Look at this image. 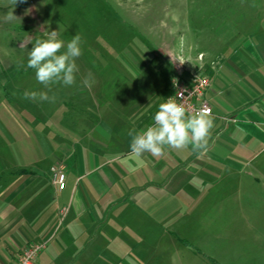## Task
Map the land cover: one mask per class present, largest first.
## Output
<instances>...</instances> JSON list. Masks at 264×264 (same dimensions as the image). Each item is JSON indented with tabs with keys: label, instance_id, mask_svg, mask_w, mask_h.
Listing matches in <instances>:
<instances>
[{
	"label": "crops",
	"instance_id": "crops-1",
	"mask_svg": "<svg viewBox=\"0 0 264 264\" xmlns=\"http://www.w3.org/2000/svg\"><path fill=\"white\" fill-rule=\"evenodd\" d=\"M233 9V21L214 34L218 50L197 53L204 55L214 118L206 150L131 154L127 132L153 124L166 81L154 91L125 89L117 111L96 101V85L75 84L63 100L69 113L60 118L54 147L24 148L21 162L0 177V264H16L33 245H44L35 264H140L133 251L173 228L179 212L197 211L207 198L218 203L231 195L223 193L227 183L247 194L262 180L264 5ZM57 166L65 173L60 192L51 179Z\"/></svg>",
	"mask_w": 264,
	"mask_h": 264
},
{
	"label": "rangeland",
	"instance_id": "rangeland-1",
	"mask_svg": "<svg viewBox=\"0 0 264 264\" xmlns=\"http://www.w3.org/2000/svg\"><path fill=\"white\" fill-rule=\"evenodd\" d=\"M244 5H264V0H26L14 7L11 0H0V177L21 162L24 148L52 149L60 118L69 113L63 100L75 85L55 84L49 91L33 69L25 71L28 51L36 38H44L43 31H58L65 45L81 36L76 85L91 73L96 101L103 99L117 111L133 85L163 88L169 54L182 51L189 57L188 46H197L189 57L195 60L199 50H218L216 30L233 21L235 6ZM11 10L17 18L6 22ZM25 90L48 91L57 100H24ZM261 174L260 182L251 180L247 194L225 180L223 193L231 195H222L218 203L204 199L197 211L179 212L173 228L149 235L151 241L133 254L140 264H264Z\"/></svg>",
	"mask_w": 264,
	"mask_h": 264
},
{
	"label": "clouds",
	"instance_id": "clouds-1",
	"mask_svg": "<svg viewBox=\"0 0 264 264\" xmlns=\"http://www.w3.org/2000/svg\"><path fill=\"white\" fill-rule=\"evenodd\" d=\"M11 2L14 7L18 2L24 3L26 0H11ZM16 18L13 10L4 16L6 22ZM43 32L44 38H36L31 50L28 51L25 71L33 69L37 82L49 91L55 84L62 83L67 87L75 85L77 83L76 73L79 71L76 60L82 55L81 36L76 34L65 45L58 31ZM62 49L65 50L62 52ZM93 83L94 77L91 73L80 80V85L83 87L90 88ZM22 98L32 102L47 103H55L57 100V96L49 95L48 91L31 90H25ZM213 127L214 118L210 110L201 108L194 113H188L182 102V93H180L176 98L169 97L159 105L152 125L141 131L131 128L127 135L131 138L130 150L133 156L140 157L148 152L159 157L163 154L165 146L174 150H184L191 146L194 153L206 150Z\"/></svg>",
	"mask_w": 264,
	"mask_h": 264
},
{
	"label": "built area",
	"instance_id": "built-area-1",
	"mask_svg": "<svg viewBox=\"0 0 264 264\" xmlns=\"http://www.w3.org/2000/svg\"><path fill=\"white\" fill-rule=\"evenodd\" d=\"M203 60V54H197L195 60H190L188 56L185 57L182 51L179 54L168 57L173 76L169 80L168 94L164 97L163 102L169 97L176 98L182 93V102L188 113L207 108L212 115V109L206 99V92L210 87V78L203 72ZM51 179L56 189L59 192L62 191L65 184L64 168L57 166L52 169ZM43 248L44 245L29 247L21 253L16 264H35Z\"/></svg>",
	"mask_w": 264,
	"mask_h": 264
},
{
	"label": "trees",
	"instance_id": "trees-1",
	"mask_svg": "<svg viewBox=\"0 0 264 264\" xmlns=\"http://www.w3.org/2000/svg\"><path fill=\"white\" fill-rule=\"evenodd\" d=\"M173 75H172V73L171 74H169L167 77H166V80H167V85H168V81L170 80V78L172 77ZM168 94V91H167V93H166V95Z\"/></svg>",
	"mask_w": 264,
	"mask_h": 264
}]
</instances>
